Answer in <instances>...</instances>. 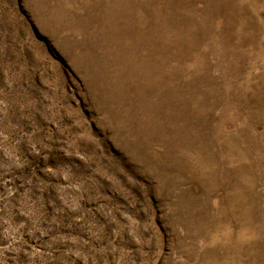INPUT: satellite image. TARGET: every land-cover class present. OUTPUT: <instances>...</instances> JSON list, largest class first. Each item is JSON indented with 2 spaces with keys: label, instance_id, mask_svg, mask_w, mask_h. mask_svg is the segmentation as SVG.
Returning a JSON list of instances; mask_svg holds the SVG:
<instances>
[{
  "label": "rangeland",
  "instance_id": "obj_1",
  "mask_svg": "<svg viewBox=\"0 0 264 264\" xmlns=\"http://www.w3.org/2000/svg\"><path fill=\"white\" fill-rule=\"evenodd\" d=\"M0 264H264V0H0Z\"/></svg>",
  "mask_w": 264,
  "mask_h": 264
}]
</instances>
